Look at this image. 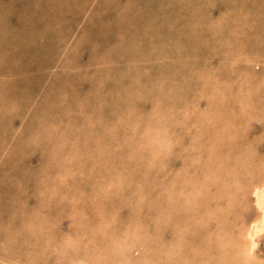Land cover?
I'll use <instances>...</instances> for the list:
<instances>
[{
	"label": "rangeland",
	"instance_id": "374dc122",
	"mask_svg": "<svg viewBox=\"0 0 264 264\" xmlns=\"http://www.w3.org/2000/svg\"><path fill=\"white\" fill-rule=\"evenodd\" d=\"M29 1L0 0V264H264V0H97L104 57L83 0Z\"/></svg>",
	"mask_w": 264,
	"mask_h": 264
},
{
	"label": "crops",
	"instance_id": "0c3cea01",
	"mask_svg": "<svg viewBox=\"0 0 264 264\" xmlns=\"http://www.w3.org/2000/svg\"><path fill=\"white\" fill-rule=\"evenodd\" d=\"M95 1H96V3H97V0H83V2H82V4L80 5V6H78V8H76V9H79V10H81L82 9V14H81V16H82V18L84 17L85 18V20L86 19H88L89 20V24H91L92 26L93 25H95V28L93 27V29L91 30L92 31V33L95 35V41H97V43L94 45V50H98L99 52H101L102 54H104L103 55V57L105 56V54L110 50L109 48H106L105 47V44H103V46H101V44L98 42L99 41V35H97V32L96 31H94L95 29H96V24H97V22H99V20H100V18H102L101 16H99V13H97V12H95L96 14H94V12H91V10H92V8H94V3H95ZM25 2L26 3H29L30 1L29 0H25ZM115 2L116 3H119L118 1H116V0H111L110 2H109V7H110V10H112L113 9V7H114V4H115ZM50 3H51V0H44V4H45V6H46V8H51V6L52 5H50ZM85 3H87V5H84ZM88 3H91V4H88ZM76 7V6H75ZM75 7H72V9H74ZM61 9H62V7H60ZM91 9V10H90ZM90 10V11H89ZM91 12V13H90ZM50 12H47V14H49ZM86 16V17H85ZM52 17V16H51ZM59 17V19H62V21L63 20H65L66 19V17L64 16H58ZM93 18H95V19H93ZM91 20V21H90ZM64 24H66V23H62L61 22V26L63 27V25ZM60 28V27H59ZM61 29V28H60ZM90 31V32H91ZM81 35H83L82 33L80 34V36ZM102 39V38H101ZM80 44H81V46H83L85 43H83V41H81L80 40ZM104 52V53H103ZM102 58V57H101Z\"/></svg>",
	"mask_w": 264,
	"mask_h": 264
},
{
	"label": "bare ground",
	"instance_id": "6f19581e",
	"mask_svg": "<svg viewBox=\"0 0 264 264\" xmlns=\"http://www.w3.org/2000/svg\"><path fill=\"white\" fill-rule=\"evenodd\" d=\"M258 191L260 190L259 188H256ZM256 190V191H257ZM257 191V192H258ZM259 196V195H258ZM260 207V206H259ZM261 208V207H260ZM262 209V208H261ZM263 210V209H262ZM262 218H263V212L261 213V215L259 216V219H258V222H261V220H262ZM263 230H264V228H263ZM257 232V231H256ZM258 232H260V231H258ZM252 239V238H251Z\"/></svg>",
	"mask_w": 264,
	"mask_h": 264
}]
</instances>
